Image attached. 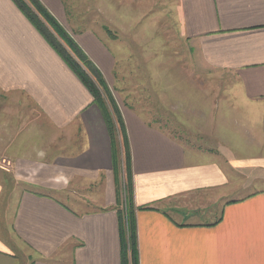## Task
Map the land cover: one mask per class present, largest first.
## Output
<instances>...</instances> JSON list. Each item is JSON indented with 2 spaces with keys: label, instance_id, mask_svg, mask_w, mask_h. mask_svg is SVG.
<instances>
[{
  "label": "crops",
  "instance_id": "crops-1",
  "mask_svg": "<svg viewBox=\"0 0 264 264\" xmlns=\"http://www.w3.org/2000/svg\"><path fill=\"white\" fill-rule=\"evenodd\" d=\"M37 1L114 88L129 71L118 67L121 43L144 39L132 27L147 25L142 9L155 0H125L141 6L134 19L118 0ZM156 1L193 73L223 94L216 113L212 100L197 110L177 96L172 116L122 98L138 264H264V0ZM111 170L92 95L13 0H0V264H122ZM102 176L105 205L81 212L78 194ZM201 194L222 202L215 221L191 220L204 216L192 203Z\"/></svg>",
  "mask_w": 264,
  "mask_h": 264
},
{
  "label": "rangeland",
  "instance_id": "rangeland-1",
  "mask_svg": "<svg viewBox=\"0 0 264 264\" xmlns=\"http://www.w3.org/2000/svg\"><path fill=\"white\" fill-rule=\"evenodd\" d=\"M118 1H122V3L125 2V0ZM126 3L124 4L129 7V9L125 7L127 16H131L134 19L135 15L136 18H139V7L141 8V6L136 8L134 4L128 5V1H126ZM160 6L161 5H159L156 0L150 3L147 9H142V14H144L142 19L146 21L147 25L142 24L140 27H132V30H134L139 37L144 36L142 41L134 40V37L131 39L127 37V42H117L119 44L121 43L123 46V55L127 56L125 59L121 60L118 67L121 69H129V71L126 74L122 73L117 75L116 86L112 88L99 73L108 88L113 107L119 111L121 116L120 111L122 105H126V99L122 98L127 96V98H129L128 102L136 105L139 109L149 105V103L152 106H162L163 104L168 116H172L173 114L170 109L168 111L167 105L171 108V105L177 101L176 98L180 97L185 100L191 97V100H196L197 110H201L205 104H210L209 101L212 100L217 104L214 113L219 112L221 104L220 96H222L223 93L218 88L216 89L206 76L193 73L197 66L194 65L192 60H189L187 56V47L183 42L179 41L176 28H174L172 24H168L169 21L165 20L166 17H162V19L159 18ZM147 13L149 14L148 17H146ZM60 27L64 33H66L67 37H70L66 29L62 26ZM103 29L106 34H108V27H104ZM122 39L124 38L121 37V40ZM103 43L106 44L107 47L109 46L108 40H105ZM111 45L113 46L114 44ZM122 81H125L127 89L123 86L122 95H118V87L121 86ZM134 86H137V89H135L136 87ZM110 103L108 99H105L106 108L111 113L112 105ZM128 104L130 105V103ZM153 109H155V107ZM118 140L120 145H122V137H120V135L118 136ZM120 152L121 157L118 173L115 175L111 170L107 182H109V184L112 182L114 190V204L111 208L116 211L117 217L119 216L121 218L123 228L125 229L131 214L135 212V210L130 188H126V175L123 167V148L121 146ZM105 182V177L102 176L99 186L94 184L82 188V191H80L78 195L81 199L87 200V202L80 207L79 210L81 212L88 213L105 205L103 201L104 196H106V190L104 191ZM233 195L234 197L231 198H239L243 195V192L239 190L234 192ZM188 199L190 198L187 197L184 201H189ZM209 200L208 194H201L193 199L192 203L196 205L195 207L197 210L203 211L204 216L203 218L197 219L191 218V220L209 222L218 219L222 202L218 203L217 200L214 199L213 201ZM182 201L179 202V205H182ZM126 254L129 257L128 250Z\"/></svg>",
  "mask_w": 264,
  "mask_h": 264
},
{
  "label": "trees",
  "instance_id": "trees-1",
  "mask_svg": "<svg viewBox=\"0 0 264 264\" xmlns=\"http://www.w3.org/2000/svg\"><path fill=\"white\" fill-rule=\"evenodd\" d=\"M13 2L24 12L26 17L32 21L46 41L54 48V50H56L92 95L93 102L100 109L107 126L110 139L112 172L115 175L118 173L121 146L123 148V167L126 175V188H130L131 193V156L127 134L119 111L112 105V100L109 96V91L104 80L90 61L75 45L73 40L70 37H67L62 28L37 0H13ZM47 27L53 33H51ZM105 99H108V101L111 102V113L106 108ZM119 135L122 137V145H120L118 140ZM118 232L120 237L122 264H138L134 212L131 214L130 220L127 222L125 229L123 228L121 218L118 216ZM127 250L129 252V257L126 254Z\"/></svg>",
  "mask_w": 264,
  "mask_h": 264
}]
</instances>
